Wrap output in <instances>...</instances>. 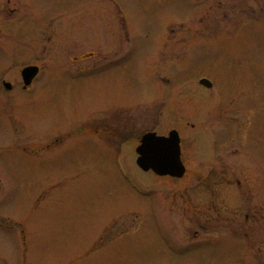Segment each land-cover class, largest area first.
Returning a JSON list of instances; mask_svg holds the SVG:
<instances>
[{"label": "rangeland", "instance_id": "obj_1", "mask_svg": "<svg viewBox=\"0 0 264 264\" xmlns=\"http://www.w3.org/2000/svg\"><path fill=\"white\" fill-rule=\"evenodd\" d=\"M234 4L10 0L13 11L0 10V55L39 52L56 67L25 109L29 150L3 154L18 168L0 209L26 230L16 255L0 235L11 264H264V17L246 24ZM84 65L91 74L78 77ZM86 116L89 144L77 127ZM174 129L185 176L140 170L142 136ZM65 130L54 151L37 150ZM15 139L0 132V147ZM213 176L225 180L220 193L203 189Z\"/></svg>", "mask_w": 264, "mask_h": 264}, {"label": "flooded vegetation", "instance_id": "obj_2", "mask_svg": "<svg viewBox=\"0 0 264 264\" xmlns=\"http://www.w3.org/2000/svg\"><path fill=\"white\" fill-rule=\"evenodd\" d=\"M238 1L235 0L233 9L238 12L239 9H245V15L250 17V19L246 21V24L259 25L263 22L261 19H254L253 15L259 10L260 15L264 17V0H258L260 2V5H256L258 8L253 6L252 3L254 0H245V5H239ZM256 1L257 0H255V2ZM9 2L10 0L0 1V10L2 12L9 13L13 11L12 9L9 11L7 7ZM36 23L38 24L39 37L42 42L40 48L43 50V42L45 40L43 22L40 21ZM44 56L45 55H42V53L39 52H36V55H0V132L4 131L9 135L12 134L13 137L16 138L13 144L9 143L0 147V200H3L7 196H5V194L8 193L7 191L10 188V179L8 178L9 171L11 172L13 168H18V163L9 161L6 156H3V154L10 155V151L18 153L20 151L29 150L28 135L24 134L26 133L25 124L28 121L25 109L29 104H37L39 106L40 100L43 98L44 85L42 84L43 80L41 81L40 79L44 75L45 67L49 64L47 63L46 65ZM90 56L91 55L87 54L75 55L73 60L76 63H82L89 60ZM48 66L51 65L49 64ZM28 67H35L38 70L36 76L30 82L23 77V71ZM50 68L56 67L55 65H52ZM91 69L92 67L90 68V66H80L79 69L76 70V73L78 77L86 78L91 74ZM81 73H83V75H81ZM70 77H72L71 74ZM91 123L92 117L86 116L83 120H80L77 126L80 132L85 133L90 138L88 139V144L90 143L92 136V129L89 128ZM65 132L66 130L63 133L53 131L52 134H43L39 139L40 142L37 143L39 146L37 150L54 151L57 146L61 145L62 141L64 142L66 140ZM21 170H23V168ZM22 177L24 178L23 171L21 178ZM224 181L225 180H222L218 176L204 178L202 186L204 190L212 188L214 193L215 190L217 193H220L222 190L220 187L221 184H224ZM227 182H229L230 186L234 189L235 187H239V189H243L244 187L243 182L240 180L228 178ZM20 183L22 184L21 181ZM234 189L232 190L235 191ZM0 235L4 236L3 238L5 242L11 244L9 245L11 254L16 255L20 250L26 247V230L24 222L5 211H1V209ZM0 264H11V257L9 256L6 258V255L0 254ZM20 264L26 263L22 260Z\"/></svg>", "mask_w": 264, "mask_h": 264}, {"label": "water", "instance_id": "obj_3", "mask_svg": "<svg viewBox=\"0 0 264 264\" xmlns=\"http://www.w3.org/2000/svg\"><path fill=\"white\" fill-rule=\"evenodd\" d=\"M37 72L35 67L27 68L23 71V77L30 82ZM202 84L212 86L208 80H202ZM180 142L179 133L175 130L169 137H161L156 133L146 134L137 149V164L144 171L152 169L158 175L182 178L186 167L181 160Z\"/></svg>", "mask_w": 264, "mask_h": 264}]
</instances>
